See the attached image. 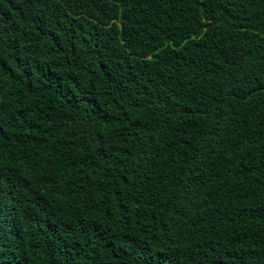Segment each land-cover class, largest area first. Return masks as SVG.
I'll use <instances>...</instances> for the list:
<instances>
[{
	"label": "trees",
	"instance_id": "16d2710c",
	"mask_svg": "<svg viewBox=\"0 0 264 264\" xmlns=\"http://www.w3.org/2000/svg\"><path fill=\"white\" fill-rule=\"evenodd\" d=\"M0 264H264V0H0Z\"/></svg>",
	"mask_w": 264,
	"mask_h": 264
}]
</instances>
